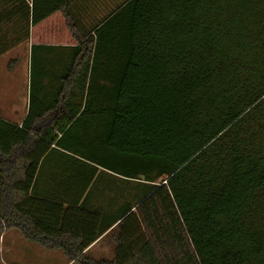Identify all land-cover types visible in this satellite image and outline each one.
Masks as SVG:
<instances>
[{
  "label": "trees",
  "instance_id": "trees-1",
  "mask_svg": "<svg viewBox=\"0 0 264 264\" xmlns=\"http://www.w3.org/2000/svg\"><path fill=\"white\" fill-rule=\"evenodd\" d=\"M29 12L62 15L33 40L69 63L36 67L57 89L31 85L20 127L0 119V235L72 264H264V0H129L84 33ZM93 194L118 207L110 261L82 254L103 234Z\"/></svg>",
  "mask_w": 264,
  "mask_h": 264
},
{
  "label": "crops",
  "instance_id": "crops-1",
  "mask_svg": "<svg viewBox=\"0 0 264 264\" xmlns=\"http://www.w3.org/2000/svg\"><path fill=\"white\" fill-rule=\"evenodd\" d=\"M63 1L66 0H0V119L8 124L20 127L28 113L30 89L27 82L23 83L20 92H16L15 88L18 80L24 77L22 63L26 64L29 57L38 58L39 62L44 63L49 58V54H52V57L60 55L63 53L60 50L69 47L33 40L34 32L36 35L53 30L62 32L61 14H56L32 26V14L31 12L27 14V11H66L71 28L84 33L93 26L102 23L115 11H119V8L129 0H67L66 6L62 4ZM54 51H57L55 55H53ZM58 151L61 152H52L51 156L62 157L64 151ZM55 165L44 161L39 166V183L35 189L36 194L46 198L57 195L55 193L58 192L51 188L49 177L57 173L58 169ZM105 174L104 180H113L112 174ZM113 178L116 177L113 175ZM116 182L114 179V185ZM99 192L106 193L105 187H102ZM86 197L82 206L99 212L104 216V220L102 217L100 223L103 234L82 254L93 261H110L114 255V242L110 235L113 227L107 225L111 215L116 214L118 207L114 200L100 198L96 194ZM0 264L72 263L65 258L61 249H44L37 244L28 242L19 231L12 229L4 231L0 235Z\"/></svg>",
  "mask_w": 264,
  "mask_h": 264
},
{
  "label": "rangeland",
  "instance_id": "rangeland-1",
  "mask_svg": "<svg viewBox=\"0 0 264 264\" xmlns=\"http://www.w3.org/2000/svg\"><path fill=\"white\" fill-rule=\"evenodd\" d=\"M60 51H62L63 53L60 54V55L57 54L56 56H53V57H52V54H49L48 55L49 58L46 61H44V63H42V61L39 62L38 58L32 59L31 57L28 58L26 64L22 63L21 66H22V73L24 75V77H23L24 79L20 78L18 80L17 86L18 85L19 86L15 87L16 88V92L17 91L20 92V90L22 89L21 87L23 86V83L27 82V86H28L29 89H30L31 85H32V89H35L36 87H39V86H43V87L45 86V88H43L42 92L49 93L48 99L49 98L51 99L52 94H53L54 90L57 89L56 86L58 84V80L55 79V76H59L60 74H56V75H49V74L50 73H55L56 71H57V73H61V71H59L60 68H58V67H64L65 65H67L69 63L68 58H69L70 53L67 50H60ZM56 52L57 51H54L53 55H55ZM61 59L64 60V63L60 62ZM36 67H38V68L39 67H43L46 70L49 69L47 71L49 74H44L41 77L38 76V74H37L38 69ZM49 76L51 78H53V80L48 79V78L46 80H43V81H39L38 80V79H42L44 77H49ZM43 82L52 84L53 85V89L50 87V84H44ZM16 92H14V93H16ZM79 151L82 152V150H79ZM105 152H106V150L104 148H102L100 150V152H99V155L103 158L104 155H105ZM83 153L86 154L87 157H89V155H90L89 153H85V151ZM134 189H136V186H134ZM118 194H120V193H118Z\"/></svg>",
  "mask_w": 264,
  "mask_h": 264
}]
</instances>
